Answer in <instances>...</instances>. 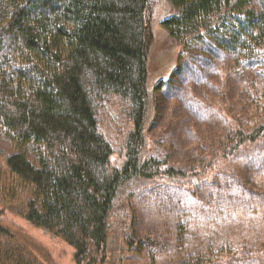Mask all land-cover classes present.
Returning <instances> with one entry per match:
<instances>
[{"label":"trees","instance_id":"trees-1","mask_svg":"<svg viewBox=\"0 0 264 264\" xmlns=\"http://www.w3.org/2000/svg\"><path fill=\"white\" fill-rule=\"evenodd\" d=\"M155 2L0 0V128L10 141L37 148V165L19 150L6 158V168L31 188L24 220L70 246L74 264H121L136 244L130 199L159 187V180L192 199L202 171L213 166L211 160L184 167L146 137L154 108L148 59ZM167 2L160 24L178 47L211 40L235 57L232 70L251 64L264 71V0ZM254 86L248 90L261 122L234 126L221 159L264 143V82ZM109 95L127 104L131 124L117 159L98 128L97 110ZM231 196V214L244 212ZM198 208L196 215L209 216L210 225L221 223L217 204ZM0 235H11L1 222ZM249 243H222L184 264H248Z\"/></svg>","mask_w":264,"mask_h":264},{"label":"rangeland","instance_id":"rangeland-1","mask_svg":"<svg viewBox=\"0 0 264 264\" xmlns=\"http://www.w3.org/2000/svg\"><path fill=\"white\" fill-rule=\"evenodd\" d=\"M169 10L167 0H156L152 10L148 82L154 108L146 137L169 149L172 161L184 167L194 169L211 160L213 166L202 171L204 176L194 186L192 199L181 188L177 193L161 180L156 182L162 184L159 187L130 199L136 244L119 263L184 264L210 247L222 243L238 247L249 241L253 258L248 264H264V143L247 146L231 159H221L219 154L229 145L234 126L248 129L261 122V112L249 90H254V82H264V71L251 64L232 70L235 57L211 40L178 47L160 24ZM99 106V131L117 159L131 129L128 106L114 95ZM19 150L37 165L36 146L22 147L0 128V222L11 234L0 235V264H74L70 246L23 218L31 188L9 173L5 163ZM231 194L238 196L244 212L231 214L226 202L233 199ZM202 204L209 208L217 204L221 223L210 225L209 216L196 215ZM205 212L209 215L210 211ZM239 262L236 264H245Z\"/></svg>","mask_w":264,"mask_h":264}]
</instances>
